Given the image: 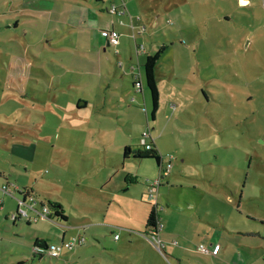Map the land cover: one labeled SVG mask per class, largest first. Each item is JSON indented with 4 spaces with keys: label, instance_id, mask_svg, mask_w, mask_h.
<instances>
[{
    "label": "rangeland",
    "instance_id": "374dc122",
    "mask_svg": "<svg viewBox=\"0 0 264 264\" xmlns=\"http://www.w3.org/2000/svg\"><path fill=\"white\" fill-rule=\"evenodd\" d=\"M171 1L165 10L169 0H140L133 15L146 32L123 27L116 55L102 52L103 31L125 18L107 14L108 2L0 0V264H264V0ZM148 30L165 44L155 120L145 82L137 94L121 75L96 73L102 61L120 74L118 56L125 61L133 34L147 47ZM142 138L158 141L162 162L173 157L151 193L155 161L122 158ZM128 173L139 182L127 185ZM167 179L191 196V210L158 205ZM24 187L68 221H33L29 209L12 218ZM62 236L84 241L33 256L36 237L50 247ZM210 242L217 256L198 248Z\"/></svg>",
    "mask_w": 264,
    "mask_h": 264
},
{
    "label": "crops",
    "instance_id": "0c3cea01",
    "mask_svg": "<svg viewBox=\"0 0 264 264\" xmlns=\"http://www.w3.org/2000/svg\"><path fill=\"white\" fill-rule=\"evenodd\" d=\"M111 1L114 2L117 5L118 4H122V2H123V0H109L108 3L111 2ZM139 1L140 0H125V3H124L125 10H124V13L121 15V17L125 18V22L123 23V21L119 20V22H120L119 26H122L120 29H118V28H116L114 26L111 27L110 30H115V31L118 32L120 39L124 35L123 32H122V31H124L123 27H127L128 29L130 28L131 30H134V32H136V34H138L139 36H142V34H144L146 32L147 25L144 24V22H145L144 18L139 13H137L136 15H133L134 11L138 8L137 5H138ZM169 1H170L169 4L164 7L165 10H167L166 8H169V6L171 4L178 5V3L175 2V1H171V0H169ZM241 4L242 5H249L250 2L247 0L245 4H243V3H241ZM107 7L108 6L104 7V11H105V8H107ZM130 12H132V13H130ZM223 16H224V19H226V21H227V19L229 18V14H225ZM160 17H161L160 14L157 15V16H155V14H154V18L153 17H147L146 21L150 20L149 22H151V24L153 26V29H154V28L158 27V25H159L158 22H159V20H161ZM170 21L171 20H168V22H170ZM142 29H143V31H142ZM109 31H105V30L103 31L104 36L102 37V46H103L102 52L106 51L105 45L111 47V45H109V43H108V38H107V33ZM153 31H150V30L147 31V34H148V36L150 38V42H149L150 44L147 47L145 46V44H143L140 41H138L135 38V35L132 33L133 34V45L134 46L132 47V49L130 51L122 50V52L125 53V61L119 60L120 56H121L120 55V56H118V59H117V61L115 63L116 68L120 71V74H116V72L112 73L109 70V68L107 67L106 62L104 64V62L98 61V55L101 54V51H98L96 57H97L98 67L99 68H98V72H96V73L99 75V78H103V75H104L103 74L104 73L103 70H106L107 74H109V75H106V76H110V77H108L109 79L110 78H112V79L113 78H117V77H119V75H121L120 78H122L123 82H125L126 79H127L129 81V83H131V88L134 91L136 90L137 94H142V92H143V84L145 82V80H144V67H143L145 58H146L147 55L152 54L155 51H157V49L159 47H161V46L165 47V44H162V45L158 46V41L156 40V37H154V32ZM151 33H153V34L151 35ZM170 46H172V45H170ZM114 54L119 55V54H121V51L120 50H118L117 52L114 51ZM83 56H86V55L83 54ZM110 64H112L111 61H110ZM198 66H199V64H198ZM91 70L94 71L95 68L92 67ZM110 73H112V75ZM82 74L87 76L89 74V71L82 70ZM92 75H94V72H93ZM110 86L115 87L113 82L110 83ZM143 99H145V96H143ZM130 101L134 102L135 98L131 97ZM143 109L145 110V108H143ZM156 116H157V112H156ZM156 116H155V119H156ZM171 126H172V129H173L174 125H171ZM150 142L154 145V147L159 152V154L161 156V161H164L165 160V157H164L165 153L162 152L158 141L157 140L156 141L151 140ZM169 179H171V178H169ZM169 179H167V183H166L167 186H168V190L166 192H164V193L158 192L157 196L155 194V198H156L155 200L158 202V205L162 206V205H164V202H166L167 204H172L173 206L185 205L188 208V210H191V207L187 203L188 201H191V199H190L191 196L190 197L184 196V199H181L182 190H183L182 186H180V185L178 186V185L171 184V183L169 184V182H168ZM162 186L163 185L158 186L157 189L161 188ZM26 188H28V187H26ZM0 207H1V201H0ZM36 238L43 239V238H40V237H36ZM213 244H218V243L210 242L207 246H211ZM220 249H221V247H220ZM220 249H219L218 253L214 254L213 256H217L219 254V252H220ZM241 264H243V263L241 262Z\"/></svg>",
    "mask_w": 264,
    "mask_h": 264
},
{
    "label": "built area",
    "instance_id": "2783aa9c",
    "mask_svg": "<svg viewBox=\"0 0 264 264\" xmlns=\"http://www.w3.org/2000/svg\"><path fill=\"white\" fill-rule=\"evenodd\" d=\"M247 0H240L241 3L245 4ZM125 0H123L122 4H115L112 3L108 6L107 8V12L110 14H114V13H118V14H123L124 10H125V6H124ZM143 30V29H142ZM107 38H108V43L109 45L113 46V47H117L119 44V34L117 31L115 30H110L107 33ZM118 51V49L116 48V52ZM152 143L150 141H146L145 138H142L141 140V146L145 149L148 150L151 148ZM168 159L165 162L160 163L159 165V179H157L156 181H154L148 188H149V193L152 192L153 187L155 185H157L164 177H167L169 175V171L170 168L172 166L171 163V159L173 158L172 155H168L167 157ZM22 199L19 200V207H17L16 212L13 214L12 218L16 219L21 218V217H28V211L27 209L31 210L33 215L30 216L29 218H31L33 221H36L38 218H49V215L51 214V210L50 208L42 203L41 201H38L34 196L32 192H22ZM26 195V196H24ZM24 197V198H23ZM40 206V208L38 207ZM35 212V213H34ZM35 215V216H34ZM159 219V220H158ZM158 219L156 220V226L154 227V238H156L155 236H158V231L161 230L162 225L160 221V218L158 217ZM158 226V229H156ZM117 235H114V238H116ZM157 245L158 248L161 249L159 246L162 245V242L160 241V239L157 237ZM84 241V238L81 236L78 237H72L70 240H62L60 242V245L58 246H50L48 249H44L41 247H35V251L37 252H41V251H45L46 254H48V256L50 257H59L60 253L63 249H70L72 248L73 245L75 244H80ZM198 248L204 252V253H210L212 255L217 254L220 246L219 244H213L211 246H206L204 244H199Z\"/></svg>",
    "mask_w": 264,
    "mask_h": 264
},
{
    "label": "trees",
    "instance_id": "16d2710c",
    "mask_svg": "<svg viewBox=\"0 0 264 264\" xmlns=\"http://www.w3.org/2000/svg\"><path fill=\"white\" fill-rule=\"evenodd\" d=\"M108 1L109 0L107 1L106 0H95V2H100V3H105ZM112 3L114 2L112 1L109 2V5ZM107 8H105V12L107 14H110L107 12ZM164 48H165L164 46H161L154 53L147 55L145 58L144 64H143L144 80H145V84L149 90V95H150V102H151L150 119L151 120H155L156 112L160 106V91H159L158 82L156 80L155 69L157 67V62L159 60V57L162 51L164 50ZM83 103L86 104V101H84ZM76 108L83 109L85 108V105L79 106V104L77 103ZM129 155H131L133 159H145V158L153 159L156 165L158 166V168L161 163V156L153 144L151 145V148L148 150H145L144 148L131 149L130 147H127V146L123 147L122 158L127 159ZM124 181L126 182L127 185H130V184L139 182V179L136 175H132L128 173L124 176ZM127 187L128 186L124 187L123 190L126 191ZM23 191L32 192V189L24 187L22 190H20V193L22 194ZM53 207H54V210L49 215V219L51 220L56 219L57 221L66 223L68 221V217L65 214L64 210L62 209V207L58 204H54ZM62 240H64L63 236L61 237L60 242ZM35 247H41L44 249L49 248L48 243L45 239H38V238H35L33 242V248ZM33 253H34L33 256L42 257V255L37 251H34Z\"/></svg>",
    "mask_w": 264,
    "mask_h": 264
}]
</instances>
